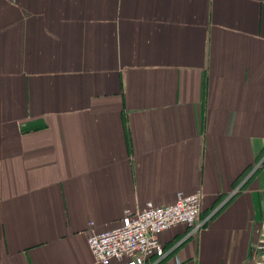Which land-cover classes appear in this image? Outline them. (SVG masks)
<instances>
[{"label":"crops","instance_id":"obj_1","mask_svg":"<svg viewBox=\"0 0 264 264\" xmlns=\"http://www.w3.org/2000/svg\"><path fill=\"white\" fill-rule=\"evenodd\" d=\"M197 189L159 264L250 260L264 0H0V264H99L92 232Z\"/></svg>","mask_w":264,"mask_h":264},{"label":"built area","instance_id":"obj_2","mask_svg":"<svg viewBox=\"0 0 264 264\" xmlns=\"http://www.w3.org/2000/svg\"><path fill=\"white\" fill-rule=\"evenodd\" d=\"M202 197L201 189L179 190L167 205L148 201L139 211L125 210L118 226L89 235L88 244L96 261L110 264L117 259L122 264H159L172 251L162 242L165 231L187 225L190 230L185 239L200 231L209 221V217L201 218ZM241 264H264L263 240L256 243L252 258Z\"/></svg>","mask_w":264,"mask_h":264},{"label":"trees","instance_id":"obj_3","mask_svg":"<svg viewBox=\"0 0 264 264\" xmlns=\"http://www.w3.org/2000/svg\"><path fill=\"white\" fill-rule=\"evenodd\" d=\"M201 213H202V210H201ZM206 215H208V213H206L205 215H201V218H205V217H206ZM187 230L189 231V230H190V228L188 227V228H187Z\"/></svg>","mask_w":264,"mask_h":264}]
</instances>
